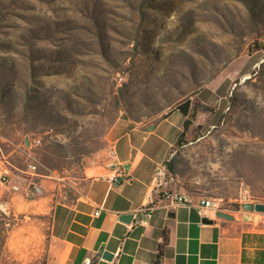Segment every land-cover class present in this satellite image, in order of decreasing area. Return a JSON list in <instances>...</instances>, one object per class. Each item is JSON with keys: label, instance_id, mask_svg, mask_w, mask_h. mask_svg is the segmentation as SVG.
<instances>
[{"label": "rangeland", "instance_id": "rangeland-1", "mask_svg": "<svg viewBox=\"0 0 264 264\" xmlns=\"http://www.w3.org/2000/svg\"><path fill=\"white\" fill-rule=\"evenodd\" d=\"M185 101L169 187L264 203V0H0V151L17 163L81 167L115 124L176 125Z\"/></svg>", "mask_w": 264, "mask_h": 264}, {"label": "crops", "instance_id": "crops-1", "mask_svg": "<svg viewBox=\"0 0 264 264\" xmlns=\"http://www.w3.org/2000/svg\"><path fill=\"white\" fill-rule=\"evenodd\" d=\"M126 126H113L109 151L57 173L27 171V163L12 159L15 149L2 154L11 181L21 186L12 191L0 183V264H264V214L238 207L226 212L231 219L221 218L199 211L197 196L173 208L153 190L154 170L183 122L165 117L148 127ZM116 171L118 183L108 182ZM30 183L39 189L32 198L26 195ZM144 205L152 206L151 217L140 225ZM126 214L133 215L129 222L120 219ZM30 224H46L49 232L25 235Z\"/></svg>", "mask_w": 264, "mask_h": 264}, {"label": "built area", "instance_id": "built-area-1", "mask_svg": "<svg viewBox=\"0 0 264 264\" xmlns=\"http://www.w3.org/2000/svg\"><path fill=\"white\" fill-rule=\"evenodd\" d=\"M40 141L38 139H33L32 145H38ZM114 153V152H113ZM0 183L2 185L9 186L12 191L19 190L21 186V182L19 180H13L10 179V170L7 167L6 163L4 162V158L0 151ZM34 164L29 162L26 164V170L27 171H33L34 170ZM120 176V171H116L110 178H107L106 180L110 183H118V178ZM170 182H172V179L169 178L167 180L166 178V170L164 163L158 165L154 170V176H153V190L157 192L159 195L162 196V198L165 201H168L171 207H176L178 205H191L193 203V199L189 197L186 194L180 193L176 191L175 189H172L169 187ZM39 189L33 184L30 183L26 188V195L28 197H34L38 194ZM197 207L199 211L202 209L212 210L215 212L222 211V212H229L230 209L225 207L223 204L222 197L219 196H212V195H199L197 196ZM252 202L249 195L246 193L243 194L239 201H238V207L241 208V205L243 203ZM151 210L152 206L150 205H144L139 209V214L143 215V217H140L136 220L135 223L143 225L146 223L147 219L151 217ZM145 217V218H144Z\"/></svg>", "mask_w": 264, "mask_h": 264}, {"label": "water", "instance_id": "water-1", "mask_svg": "<svg viewBox=\"0 0 264 264\" xmlns=\"http://www.w3.org/2000/svg\"><path fill=\"white\" fill-rule=\"evenodd\" d=\"M150 128H152V127H150ZM24 142H25V145H29V139L27 137L24 138ZM241 209L244 210V211H251V212L258 213V214H264V203H261V202L243 203L241 205ZM216 215L221 217V218H227V219H231L232 218V216L230 214H228L226 212H222V211L216 212ZM132 216H133L132 214L121 215L120 219L122 221L129 222L132 219ZM103 257L106 258V259H110L111 255L106 253V252H104L103 253Z\"/></svg>", "mask_w": 264, "mask_h": 264}, {"label": "trees", "instance_id": "trees-1", "mask_svg": "<svg viewBox=\"0 0 264 264\" xmlns=\"http://www.w3.org/2000/svg\"><path fill=\"white\" fill-rule=\"evenodd\" d=\"M176 108H177L179 114L185 118L184 121H183V131L180 133V135H179V137L177 138V141H176V142H179L180 139L183 137L184 130H186L188 128V126H189L188 117L190 115L191 105H190L189 101H185L181 105H178ZM194 110H197V109L194 108Z\"/></svg>", "mask_w": 264, "mask_h": 264}]
</instances>
